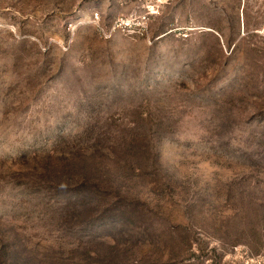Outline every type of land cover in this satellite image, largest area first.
<instances>
[{"label":"rangeland","instance_id":"1","mask_svg":"<svg viewBox=\"0 0 264 264\" xmlns=\"http://www.w3.org/2000/svg\"><path fill=\"white\" fill-rule=\"evenodd\" d=\"M0 264H264V0H0Z\"/></svg>","mask_w":264,"mask_h":264},{"label":"built area","instance_id":"2","mask_svg":"<svg viewBox=\"0 0 264 264\" xmlns=\"http://www.w3.org/2000/svg\"><path fill=\"white\" fill-rule=\"evenodd\" d=\"M93 21L97 24L101 36L106 39L111 38L113 33L121 28H125V27L132 28L133 25L138 24L141 25L143 29L146 31L148 25L147 15L139 16V18L137 19V23H135V18L132 17H118L113 21V23L109 28H105L99 23L100 21L99 13L94 14Z\"/></svg>","mask_w":264,"mask_h":264}]
</instances>
